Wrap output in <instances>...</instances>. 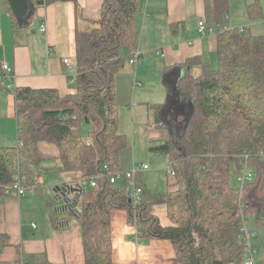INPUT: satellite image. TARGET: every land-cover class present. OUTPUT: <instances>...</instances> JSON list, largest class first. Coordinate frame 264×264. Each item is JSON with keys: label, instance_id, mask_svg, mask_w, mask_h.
I'll return each instance as SVG.
<instances>
[{"label": "trees", "instance_id": "1", "mask_svg": "<svg viewBox=\"0 0 264 264\" xmlns=\"http://www.w3.org/2000/svg\"><path fill=\"white\" fill-rule=\"evenodd\" d=\"M228 1L204 0L203 21L216 35V66L196 58L183 63L186 71L178 90L189 103L183 131L152 147L168 157L173 188L153 193L137 172V204L130 200L127 180L110 183L108 176L129 170L124 166L129 145L118 132L117 98L125 90L117 92L116 74L137 51L141 0H103L100 18L75 32V93L14 89L18 143L0 147V193H17L13 186L18 181L30 190L39 171L64 175L63 185L76 188L67 196L81 225L84 264H112L114 209L127 211L137 238L170 240L181 264H244L248 242L239 230L242 222L264 227V34L251 32L249 26L230 27ZM260 1L246 5L250 20L263 16ZM32 2L35 7L77 5V0ZM19 26L14 16V35ZM199 62L201 74L194 76L189 67ZM83 123L89 125L88 139L81 135ZM51 160L57 161L55 169L49 167ZM244 166L254 177L236 186L233 178ZM91 177L96 186L80 183ZM154 204L166 206L170 225L152 212ZM48 205L49 221L62 228L69 210H59L49 200ZM8 245L7 235L0 233V255ZM0 264L55 263L44 254L19 251L14 260L0 259Z\"/></svg>", "mask_w": 264, "mask_h": 264}, {"label": "crops", "instance_id": "2", "mask_svg": "<svg viewBox=\"0 0 264 264\" xmlns=\"http://www.w3.org/2000/svg\"><path fill=\"white\" fill-rule=\"evenodd\" d=\"M102 3L103 0H77L76 6L72 2L36 6L32 18L21 24L14 35L12 11L0 0V62L5 61L13 72L10 88H0V147L18 143L16 87L51 88L61 96L76 92L75 32L89 29L100 18ZM141 9L137 19L140 62L135 66L129 63L119 71L116 88L129 95L123 113L130 133L140 130L142 134H156L148 137L147 146L161 153L152 147L172 134H181L184 114L189 110V103L178 90L186 71L183 63L196 58L214 66L217 41L214 33L202 35L198 31V22L204 19V0H141ZM227 18L230 27L236 26L231 24L229 14ZM42 24L43 32L39 30ZM65 58L69 63L64 62ZM189 71L200 75L201 63H195ZM119 124L120 119L118 127ZM131 155L129 152V159L124 161L127 169L137 166ZM143 164L146 163L137 168ZM52 171L57 172H48ZM143 171H138L141 179ZM37 173L39 189L28 190L25 195L0 193V233L9 240L0 259L12 261L21 251L44 254L55 264H84L77 217L68 212L60 229H55L48 218V200L63 210L55 187L67 182L66 177L57 172L55 179L45 180V173ZM152 212L163 225L171 224L164 204H154ZM248 228L257 230L255 225ZM110 231L112 264H181L170 240L137 238L136 226L129 222L124 209L110 213Z\"/></svg>", "mask_w": 264, "mask_h": 264}, {"label": "rangeland", "instance_id": "3", "mask_svg": "<svg viewBox=\"0 0 264 264\" xmlns=\"http://www.w3.org/2000/svg\"><path fill=\"white\" fill-rule=\"evenodd\" d=\"M251 0H229L228 1V12L233 20V27H243L249 26L251 32L255 34H264V0H261L263 16L254 20H250L245 11V5H247ZM37 24V21H35ZM216 66V61L213 64ZM125 68V67H124ZM123 69V68H122ZM121 69V70H122ZM119 73V72H118ZM118 73L116 75H118ZM129 101V95H126V92L119 94L117 98V103L120 110V124L118 127V132L125 135L128 145L129 152L132 153L134 161L136 162V167L139 164L145 162L148 165V169L142 172V181L144 184L151 189L153 192H166L173 188L170 184L172 182V176L168 172V157L164 153H154L148 149L147 141L148 137L155 136L156 134H142L140 130L135 134H131L123 110ZM119 121V120H118ZM127 131V132H126ZM89 132V125L83 123L81 126V135L84 139H87ZM46 149L51 148L54 150L53 146L45 145ZM50 167H54L57 164V161L51 160L48 161ZM54 162V164H53ZM58 173L55 171L47 172L42 175V178H51L55 179ZM233 184L238 186V183L235 178H233ZM250 227H254L253 224H250ZM257 234L256 236L250 235L248 237L249 244L253 247V260L254 264H264V227H256Z\"/></svg>", "mask_w": 264, "mask_h": 264}, {"label": "built area", "instance_id": "4", "mask_svg": "<svg viewBox=\"0 0 264 264\" xmlns=\"http://www.w3.org/2000/svg\"><path fill=\"white\" fill-rule=\"evenodd\" d=\"M39 30L42 32L45 31V25L44 24L40 25ZM198 31L202 35H205L208 33H214L213 29L206 27L203 20H200L198 22ZM64 62L69 63V60L65 58ZM139 62H140V54L136 51L133 57H131V59L129 60V63L135 66ZM12 80H13V72L11 68L5 61H1L0 62V85L4 88H10ZM19 144H21V142ZM260 153L264 155L263 152H260ZM140 169L142 170L148 169V165L143 164L140 166V168L132 167L131 169L126 170V171L115 170L108 176V180L110 183H116L117 181L122 180V179L127 180L128 194L133 204H137L140 200L141 188L136 184V174ZM253 177H254L253 171L249 167L244 166L236 175V181L241 187L244 183L251 181ZM38 179H39L38 176H36L34 179L33 187L39 185ZM80 183L88 187H94L96 186V178L91 177V178L83 179V180H80ZM33 187L30 188L31 191H33ZM13 188L16 190L18 195H25L26 191H28L20 185L19 181L14 184ZM248 225L250 224L245 220L242 222V225L239 228L240 232L245 236L247 242H248V237L250 235L256 236L257 234V231L255 229L250 230L248 228ZM252 256H253V247L250 246L248 242L247 256L244 260V264H254V260Z\"/></svg>", "mask_w": 264, "mask_h": 264}, {"label": "water", "instance_id": "5", "mask_svg": "<svg viewBox=\"0 0 264 264\" xmlns=\"http://www.w3.org/2000/svg\"><path fill=\"white\" fill-rule=\"evenodd\" d=\"M7 2L19 25L24 24L32 18L35 8L32 0H7ZM56 191L58 192L57 199L62 200L63 202L60 209L69 210V212L74 214V210L72 208L73 202L67 194L69 191H76V188H69L66 185H62L57 186Z\"/></svg>", "mask_w": 264, "mask_h": 264}]
</instances>
